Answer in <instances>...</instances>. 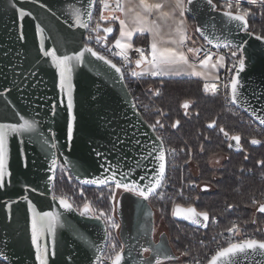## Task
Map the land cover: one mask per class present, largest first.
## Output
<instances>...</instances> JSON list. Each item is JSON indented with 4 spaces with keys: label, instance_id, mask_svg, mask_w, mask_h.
Wrapping results in <instances>:
<instances>
[{
    "label": "water",
    "instance_id": "1",
    "mask_svg": "<svg viewBox=\"0 0 264 264\" xmlns=\"http://www.w3.org/2000/svg\"><path fill=\"white\" fill-rule=\"evenodd\" d=\"M87 3L88 0H0V123H21L20 116L36 121L34 133L10 137V175L5 178V186L0 188V261L6 264H39L31 242L32 214L28 201L38 212L60 215L63 227L57 226L55 254L49 255V264H99L103 260L109 244L108 225L104 219L93 218L92 213L81 216L82 209H77L68 198L72 210L60 206V196L53 192L60 165L85 187H105L82 181L110 175L105 169L112 167L118 173L131 171L129 180L135 179L142 184L155 178L157 153L148 156V152L153 147L158 149L160 141L156 137L159 135L149 127L151 124L137 107L124 74L121 79L120 73L89 53H85V62L76 67L72 75L75 120L73 137L71 140L67 137V124L71 119L67 94L59 87L58 70L51 58L41 51V36L36 32V25L40 24L45 30L46 50L56 49L58 55H72L87 44L84 37L88 29L74 25L71 8L74 6L84 12ZM188 7L192 11L186 14L194 20L195 28L205 31L209 39L222 35V12L210 11L206 0H194ZM95 9H91L93 16ZM20 10L31 15L21 20ZM82 19L88 20V17L85 15ZM197 34L208 41L199 32ZM229 38L237 43L249 42L245 53L249 57L248 66L240 74L242 95L234 105L264 128L257 118L264 117V42L243 32ZM229 137L225 138L233 145L230 149L241 151V140L237 148L236 142ZM44 138L48 139L49 146H41ZM52 143L56 145L54 149L50 147ZM163 146L166 149L164 141ZM53 153L57 165L51 170ZM166 175L167 153L165 178ZM141 176L145 177L143 181H140ZM117 216L124 249L122 264H144V261L155 264V252L146 256L142 248L155 249L158 245H163L173 259L176 257L166 232L160 234L158 241L154 240V209L149 199L144 201L131 193H122L117 200ZM172 217L197 228H205L208 224V221L204 226ZM52 241L51 235L41 237V243H47L50 252ZM160 259L167 260L163 256ZM255 261L264 264V257L256 256L251 264Z\"/></svg>",
    "mask_w": 264,
    "mask_h": 264
},
{
    "label": "snow or ice",
    "instance_id": "2",
    "mask_svg": "<svg viewBox=\"0 0 264 264\" xmlns=\"http://www.w3.org/2000/svg\"><path fill=\"white\" fill-rule=\"evenodd\" d=\"M251 3L255 4L258 0H250ZM261 4H264V0H259ZM131 0H115V5L113 6L109 0H88L87 8L84 12H81L79 8L72 6L70 15L72 17L75 26L83 29H89V22L93 18L92 8L99 5V16L95 26L90 29L92 33H95V41L97 44L107 45L110 34L114 32L113 24L118 23L119 25V36L114 39L111 48L118 49L119 51L113 52V55L119 56L125 64L132 63L129 58V50H134L139 54V58L134 61L136 69L131 70V75L133 77L143 76L145 74H150L152 76H163L169 73L175 72L176 74L185 73L188 75L202 77L207 81L209 75L213 71H218L220 68L225 67V56L217 55L210 50H205L202 47H188L187 41L191 39L188 35L187 25L185 20V13L191 12L192 9L189 5L194 3V0H172V6L170 9L165 10V4L167 0H161V2H150V0H138L132 6H128ZM207 6H209L210 11L222 12L223 20H221L222 28L220 29L222 35L214 36L209 39L206 32L201 28H196L195 31L199 32L202 36L208 39L209 44H213L216 48H226L230 52L231 57H235L236 60L227 68V71L232 73L227 83L223 87L229 91V95L226 97L232 104H237L240 101L243 87L240 74L243 73L247 68V60L249 57L245 55L248 45L247 40H241L237 43L235 40L230 39V36L234 34L243 32L249 36L255 35V39L260 42H264V35H259L251 32L249 30L248 17L250 15V10L242 9L240 5V0H235V11H233L232 0H225V3L221 6H217L214 0H206ZM31 15L30 12H25L20 10L18 16L23 20L26 16ZM87 16L88 20L82 19L83 16ZM124 18H121V17ZM155 16V19H150ZM172 23L169 25L168 22ZM167 25L169 31L167 32V39H165V34L162 31V23ZM107 26H104V25ZM131 25V26H130ZM71 27V25H70ZM44 28L40 24L36 25V32L41 36V51L45 57L51 58V63L55 69L58 70L59 75V87L62 91H66L67 94V110L71 117L67 124V137L69 140L73 137V122L75 116L72 115L73 110V83L72 75L74 69L85 62V53H89L96 60L103 61L106 65H109L112 69H115L116 73H120L121 79H123V73L121 68L118 67L111 59H108L105 55L94 50L88 44H85L83 49L75 52L72 55H58L56 49L51 51L46 50L44 46ZM103 33V35H101ZM148 33L151 35L150 51L140 47H135L132 43L134 34H144ZM21 39H23V34H21ZM89 40L93 37L90 35ZM193 43H195L193 41ZM204 52V58L199 59L198 65L194 62H190L189 54H192L194 58H198L199 54ZM216 57L215 62H213V57ZM142 65L145 67L141 68ZM197 67L201 71H197ZM214 79L219 80V76H215ZM205 92L216 93L218 91L219 85L217 83H207L203 85ZM159 95V92L156 93ZM185 108L188 107V102L186 101L183 105ZM163 114V113H161ZM255 115V110L253 111ZM19 115V114H17ZM261 124H264V117H257ZM21 123H0V188L5 186V178L10 175L8 171V160H9V142L10 137L23 136L26 133H34L36 131V121L27 119L24 116L19 117ZM179 122L177 121V124ZM215 124L213 121L209 124L212 127ZM156 125H160V121L157 120L156 124L149 125V127L155 130ZM173 127H176L174 124ZM225 137H229L228 132L224 130L223 127L220 128ZM28 139L31 141L33 137L30 135ZM157 140L160 141V145L153 147L152 151L148 152V156H152L153 152H156L154 159L158 162V167L155 171V178L151 180L148 184H142L135 179L129 180L131 171L123 172L115 168H106V172H111L110 175L103 177H95L93 179L83 180L82 183L94 184V185H114V188H110L112 195L110 198L116 200L115 189H122L125 193H131L132 195L140 198L141 200L147 201L149 197L153 194L163 195L158 193L157 190L163 187V182L165 180L166 172V149L163 146V140L161 137L157 136ZM230 140L236 142L237 148L240 145L241 137L239 135H232L229 137ZM41 142V146H49V141L44 138ZM252 144H259L260 141L257 139L251 140ZM51 148H55V143L50 145ZM229 148L233 145L229 143ZM168 152L174 153L176 149H167ZM183 151V149H181ZM201 151H203V146H201ZM148 157H143L147 159ZM264 163V162H261ZM57 165V160L55 159V154L53 153V159L51 161V170H54ZM119 174V178H117ZM51 179V178H50ZM145 177L141 176L140 181H143ZM183 195V193H180ZM27 200V197H25ZM53 199L57 197L53 196ZM59 204L64 209L71 211L73 208L72 203L66 198V196L59 197ZM253 205L257 206V210L260 213H264V203L258 201H253ZM229 207H232L229 205ZM28 210L31 212V242L35 246L36 260L39 264H49V255H54L55 246V236L57 231V226L63 227L61 224V218L59 213L53 212H38L35 205L31 201H28ZM114 211V209H113ZM94 210L89 202L83 204V208L80 211V215L84 216L89 213H93ZM151 215V213H147ZM172 215L176 217H181L185 220L191 221L193 224H204L209 220V214L207 211H197L195 208L189 206L187 208L181 207L179 204L173 205ZM95 219H105V222L112 229H120L121 225L117 223L111 215H107L103 210L99 211L98 215H94ZM202 218V220H201ZM239 226L235 223L231 227L227 228L226 231L229 233H238ZM107 231V230H106ZM51 235L52 250L50 252L49 245L47 243H41V237H46ZM108 238H111V234L108 233ZM114 250V255L107 257L110 264H122L124 260V249L123 246L119 250H116V245L113 243L111 245ZM155 252L156 259L155 264H162L160 259L163 256L165 259H173L167 254L166 249L163 245H158L153 248L144 247L142 252ZM187 255V253H184ZM256 256L264 257V240H258L254 238H248L241 240L239 242H230L227 247L219 248L208 264H251V261L255 259ZM99 259V258H98ZM144 264H150L149 261H144ZM199 264V261L196 262ZM255 264H259V261H255Z\"/></svg>",
    "mask_w": 264,
    "mask_h": 264
},
{
    "label": "trees",
    "instance_id": "3",
    "mask_svg": "<svg viewBox=\"0 0 264 264\" xmlns=\"http://www.w3.org/2000/svg\"><path fill=\"white\" fill-rule=\"evenodd\" d=\"M214 2L218 7L224 4L219 0ZM243 9L250 10L248 17L250 30L264 35V4L245 5ZM187 18L195 28L194 20L188 15ZM134 41L136 46L148 43L144 35H136ZM204 83L205 81L196 77L144 79L145 85L162 88L158 104L167 113L166 134L168 135L163 141L167 148L172 146L177 149L176 160L179 165L173 170L177 175V181L181 173L188 172L186 179L200 186L194 199L184 204L195 206L198 211H207L209 217L219 216L222 227L232 224L235 220L251 229H258V239H264V214L257 211L258 205H253L254 200L264 203V163H261L264 162V129L255 131V122H251L242 111L227 110L218 95L204 91ZM128 87L133 92L129 84ZM186 101L187 108L183 106ZM141 113L150 124H154L149 113L143 110ZM213 121L215 124L209 127ZM174 124L176 127H173ZM221 127L230 136L241 137V151L237 152L228 147L229 142L220 132ZM252 139H257L260 143L254 145L251 143ZM222 155L223 161L215 165L214 158ZM188 159L192 162V166L197 168L196 174L189 171L190 164L184 165ZM170 171L171 167L168 165L166 181ZM107 187H85L79 184L64 167L63 172L58 169L53 192L57 196H66L79 210L83 208L85 202H89L92 208H98L99 211L103 210L109 214L112 200L111 192ZM158 193L163 194V187ZM150 199L155 211L159 210L162 215H169V232L166 233L174 249H183L191 242L187 235L197 234V229L172 217L173 201L164 194L162 196L156 194ZM252 221H257L256 226L252 225ZM115 245L116 250H119L121 241L116 239ZM107 252L109 253L106 250ZM0 264L6 263L0 261Z\"/></svg>",
    "mask_w": 264,
    "mask_h": 264
},
{
    "label": "built area",
    "instance_id": "4",
    "mask_svg": "<svg viewBox=\"0 0 264 264\" xmlns=\"http://www.w3.org/2000/svg\"><path fill=\"white\" fill-rule=\"evenodd\" d=\"M219 1L225 3V0H219ZM109 2L113 6L115 5V2L111 0H109ZM232 2H233L232 10L235 11V0H232ZM248 4H251L250 1L240 0L239 6L243 9V7ZM255 4H261V3L258 0V2ZM98 16H99V5L97 4L94 16L90 23V27L87 30L84 37L85 42L88 45L92 46L94 49H96L98 52H100L102 55H105L107 58L111 59L112 61H114L119 65V67L123 71L127 85L129 84L133 90V92L131 93L134 97L137 107L139 108L140 111L143 110L149 113L153 118L154 124H156L157 120L160 121V124H162L163 127H160V125H156L155 131L162 138V140L166 139L168 137V135L166 134L167 113H165L162 107L158 104V100L162 95V88L145 85L144 79L151 78L146 74L138 77H133L131 75V70L136 69V65L134 61L139 58V54L137 52H135L134 50H129L128 55L132 63L125 64V62L119 56L113 55V52L119 51L118 49L111 48V50H109L112 45V41L110 37L107 42V45H101L96 43L95 33H92L90 29L95 26ZM104 26L107 25L105 24ZM90 35L93 37L92 40L88 39ZM101 35H103V33H101ZM189 35L191 39L189 40L188 44H190L191 47H196V48L202 47L203 49L210 50L211 52L216 53L217 55L222 54L225 56V67L220 68L218 73L219 80L212 79L211 81H207V83H217L219 85L218 91L216 93H212V92L209 93L218 95L221 103L227 110L229 111L239 110L234 104H232L226 98L229 95V91L223 87V85L227 83L228 79L232 75V73L227 71V68L230 67L231 64L235 62L236 58L230 56V52L228 49L222 47L216 48L213 46L214 44H209L208 41L203 40L197 34L193 26H190ZM193 41L195 43H193ZM135 47H140L145 49L146 54L148 51H150V45L148 43H143ZM203 58H204V52H201L199 54V57L196 59L199 61V59H203ZM215 59L216 57L214 56L213 62H215ZM157 92H159V95L156 94ZM250 121L253 122L251 119ZM261 129L264 128L260 127L257 124L254 127L255 131H260ZM173 148L176 149L175 147L172 146H169L168 148L166 147V153H167L166 178L168 177V165H170L171 171L167 181L165 178L164 181L165 185L163 183V194L164 196H166L167 198L173 201V205L174 203L179 205H185L184 204L185 202H190L194 199L195 193L198 189H200V186L195 182L186 179L188 172L185 174L181 173L179 175L180 179L177 181L176 179L177 175L173 172V170H175V168H177L179 165L176 160V156H178L177 154L178 152L177 149L174 153L167 151V149H173ZM189 164H190V159H188L184 163V165H189ZM180 193H183V195H180ZM151 196H156V194H153ZM233 223L239 226L240 230L238 233L233 234L226 231V229L231 227ZM233 223L226 227H222L220 226L221 218L219 216L209 217L208 224L205 228L195 227V229H197L198 231L197 234L189 233V235H187L191 242L187 244L185 247H183V249L176 250L171 244L174 253L176 254V257L174 259H169V260L177 261L179 263H190V264H196V262L199 261V264H206L210 260L211 256L214 255L219 248L226 247L230 242H239L241 240L248 238H254V239L259 238L258 229H251L249 226L238 223L235 220H233ZM256 224L257 221H252V225L256 226ZM184 253H187V255H185ZM108 262L109 260L104 255L103 260L99 264H108Z\"/></svg>",
    "mask_w": 264,
    "mask_h": 264
},
{
    "label": "rangeland",
    "instance_id": "5",
    "mask_svg": "<svg viewBox=\"0 0 264 264\" xmlns=\"http://www.w3.org/2000/svg\"><path fill=\"white\" fill-rule=\"evenodd\" d=\"M248 1H250V0H248ZM251 3V2H250ZM253 3H251V4H248V5H252ZM189 21V20H188ZM189 24H190V26H192V24L190 23V21H189ZM149 44V43H148ZM196 78H198V77H196ZM199 79H201V78H199ZM202 80V79H201ZM204 81V80H203ZM223 159H224V156L222 155V156H216L215 158H214V160H213V163L216 165V164H219V163H221L222 161H223ZM190 172L191 173H193V174H196L197 173V168L195 167V166H192V162H190ZM59 170L60 171H64V166H62V165H60V167H59ZM108 189V191H110V188H114V186H108L107 187ZM121 189H116V191L117 192H115V194H116V200L114 201V200H112V208H111V212L109 213V214H107V215H111L112 217H113V219L117 222V223H119L120 224V221H119V219H118V216H117V211H116V202H117V196H118V192L120 191ZM111 192V191H110ZM111 195H112V193H111ZM154 208V207H153ZM113 209H114V211H113ZM93 210H94V212L92 213L93 215H98L99 214V210H98V208H94L93 207ZM168 216L169 215H162V213H160L159 212V210H156L155 211V238H158L159 236H160V234L161 233H163V232H169V221H170V219L168 218ZM108 225V224H107ZM108 227H109V225H108ZM109 233L111 234V238L109 239V244H108V248H107V251H109V253L107 252V253H105V256L106 257H109V256H112V254H113V249H112V247H111V245L113 244V243H115L116 242V239H119V241H120V237H119V229H112V228H110L109 227ZM168 235V234H167ZM169 237V236H168ZM169 240H170V238H169ZM171 243V242H170ZM122 246V245H121ZM107 254V255H106Z\"/></svg>",
    "mask_w": 264,
    "mask_h": 264
},
{
    "label": "crops",
    "instance_id": "6",
    "mask_svg": "<svg viewBox=\"0 0 264 264\" xmlns=\"http://www.w3.org/2000/svg\"><path fill=\"white\" fill-rule=\"evenodd\" d=\"M111 1L115 2V0H111ZM125 2L127 3V0H125ZM137 2H138V0H131V3L128 4V6H132L135 3H137ZM150 2H161V0H150ZM171 6H172V0H167V3L165 4V10L170 9ZM121 18H124V17L122 16ZM150 19H155V16L151 17ZM185 20H186L187 31H188V35H189V33H190V24H189V21H188V18H187V14L186 13H185ZM161 23H162V31L165 34V39H167V35L166 34L169 31V28H168L167 25H164L163 22H161ZM171 23H172L171 21L168 22L169 25ZM113 27H114V32L112 33V35L113 34L114 35H113L112 38H110L111 41H112V43H113L114 39L119 36V25H118V23L113 24ZM136 35H144L145 37H147L148 43L150 45V42H151V35L150 34H148V33H144V34H134L133 39H132V43H133L134 47L136 46V43L134 41V38H135ZM188 42H189V40L187 41V46L188 47H191V45L188 44ZM189 60H190V62H194V63H196L198 65V60L196 58H194L192 56V54H189ZM143 67H145V65H142L141 68H143ZM196 70L197 71H201V69L199 67H197ZM219 70L218 71L211 72L210 75H209V79L207 81H211L212 79H214V77L218 75ZM146 75H148V76H150L152 78H164V77H196V76L188 75V74H185V73L176 74L175 72H172V73H169V74L163 75V76H152L150 74H146ZM198 78H201L202 80L205 81V79L202 78V77H198ZM207 81H205V82H207Z\"/></svg>",
    "mask_w": 264,
    "mask_h": 264
},
{
    "label": "flooded vegetation",
    "instance_id": "7",
    "mask_svg": "<svg viewBox=\"0 0 264 264\" xmlns=\"http://www.w3.org/2000/svg\"><path fill=\"white\" fill-rule=\"evenodd\" d=\"M115 192H117L116 191V189H115ZM122 193H124L123 192V190L121 189L119 192H118V196H117V200H118V198H119V196L122 194ZM149 203L151 204V206H152V203H151V199H150V197H149ZM152 208H153V206H152ZM154 209V208H153ZM116 211H117V202H116ZM119 219V218H118ZM105 220V219H104ZM119 221H120V219H119ZM154 221H155V210H154ZM109 228V227H108ZM158 239H159V237L158 238H155V230H154V240L155 241H158ZM261 240H263V239H261ZM121 241V240H120ZM121 244H122V242H121ZM122 246H123V244H122ZM150 254V252H144V255H146V256H148ZM162 261V264H180L179 262H177V261H170L169 259H167V260H161Z\"/></svg>",
    "mask_w": 264,
    "mask_h": 264
}]
</instances>
